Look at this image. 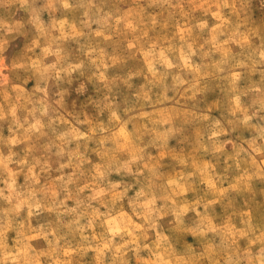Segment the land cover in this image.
Instances as JSON below:
<instances>
[{
    "label": "clouds",
    "instance_id": "1",
    "mask_svg": "<svg viewBox=\"0 0 264 264\" xmlns=\"http://www.w3.org/2000/svg\"><path fill=\"white\" fill-rule=\"evenodd\" d=\"M5 88L0 264H264V0H0Z\"/></svg>",
    "mask_w": 264,
    "mask_h": 264
},
{
    "label": "rangeland",
    "instance_id": "2",
    "mask_svg": "<svg viewBox=\"0 0 264 264\" xmlns=\"http://www.w3.org/2000/svg\"><path fill=\"white\" fill-rule=\"evenodd\" d=\"M180 10L182 12L188 11L187 9L184 8L183 5H181ZM193 12L203 14V9L200 7L194 6ZM210 15H211L212 20H215V9H213L211 11ZM165 16H166V14H165ZM155 20H156V23L154 24L153 27H154V31L156 32L157 35H159L160 33H163V37L166 39H170L172 37H176V38H182L183 37V34H184L183 28L176 26L174 24H170L166 18L161 20V18L159 16H156ZM216 26H217L216 23H212V25H211V27L213 29H215ZM147 35L151 36V35H153V32H148ZM209 38H211V35H209ZM127 46L130 50L134 49L136 46L135 40L130 38ZM135 58H136V61L138 63L143 64V55L141 52H136ZM12 86H13V88H15L16 84H13ZM5 91H7L6 88L4 90H0V100L4 99V92ZM218 96H219V94L217 93V94L209 97L210 104L213 106V111H215V107L218 106L217 105ZM197 132H198V130H196V132H194V135L197 134ZM155 155L158 157L159 162H160L162 167L167 168L169 166V163L172 159V156H170L169 153L158 152V153H155ZM261 163H264V160H260L259 158H257L255 161V165H259ZM173 174H175V172H173ZM240 175L241 174H236V175H232L230 177V183L232 184V186L237 187V188L239 187ZM257 180L259 181L258 186L264 187V181L260 180L259 178H257ZM223 187L228 188L229 183H225ZM246 191L253 193L254 199L250 200L247 204L244 202L243 199H241L240 202L236 205L229 204V208L226 211V216L228 217V219L245 218V219H249L251 222H254V223L264 224V199L261 200V203L258 206V210H250V208H252L255 205L256 199H260L261 197H264V192L260 193L257 196L254 193L252 187H249ZM222 192H223V189L220 188L219 185H217V191L212 193V196L213 197L220 196L222 194ZM184 195L188 199H190V200L192 199L191 194L185 193ZM214 206H215V209L217 212L225 211L222 207V202L220 200H216ZM248 243L252 244L253 242L249 241ZM65 255H66V258H68L70 260V264H76V260L81 259V258L76 257V253L72 250H67ZM91 257H92L91 253H89L87 256L83 257L81 260V264H92Z\"/></svg>",
    "mask_w": 264,
    "mask_h": 264
}]
</instances>
